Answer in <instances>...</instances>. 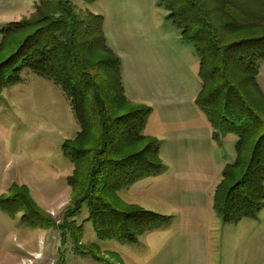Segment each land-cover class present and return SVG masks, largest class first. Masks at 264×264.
Masks as SVG:
<instances>
[{
    "label": "rangeland",
    "instance_id": "374dc122",
    "mask_svg": "<svg viewBox=\"0 0 264 264\" xmlns=\"http://www.w3.org/2000/svg\"><path fill=\"white\" fill-rule=\"evenodd\" d=\"M70 2L81 17L103 16L107 43L122 62L126 96L134 108H152L144 134L160 142L161 175L111 195L110 201L171 221L143 236L139 245L125 247L100 241L93 224L86 223L79 249L72 239L62 240L58 230L30 228L21 221L22 212L12 219L0 207V264H100L92 256L108 264H264V208L254 218L227 224L214 207L223 167L237 158L236 137L215 136L208 122L206 131L185 129L182 136L188 140L179 148L187 144V149L176 148L182 136L174 125L191 119L188 108L197 106L202 81L196 50L182 39L165 7L157 0ZM39 6L40 0H0V64L15 49L8 44L34 29L6 40L3 30L32 21ZM22 79L0 94V199L14 209L16 196L29 195L60 226L74 195L67 181L74 167L62 147L76 138L80 126L60 87L29 70ZM258 82L263 85V78ZM261 109L264 115V105ZM199 133L206 136L200 146L189 140ZM88 216L84 209L77 225Z\"/></svg>",
    "mask_w": 264,
    "mask_h": 264
},
{
    "label": "trees",
    "instance_id": "16d2710c",
    "mask_svg": "<svg viewBox=\"0 0 264 264\" xmlns=\"http://www.w3.org/2000/svg\"><path fill=\"white\" fill-rule=\"evenodd\" d=\"M40 1L32 21L2 32L6 40L34 29L8 44L15 49L0 64V94L22 83L25 70L62 89L80 126L76 138L62 147L74 167L67 180L74 195L60 226L29 195L16 196L14 209L0 199V207L12 219L22 212L21 221L30 228L58 230L62 240L72 239L79 249L86 223L93 224L100 241L139 245L171 218L139 207L121 209L110 197L163 171L159 140L144 134L152 108H134L126 96L122 62L107 43L103 16L81 17L70 0ZM157 1L199 57L202 86L196 107L215 136L238 139L237 158L215 188V211L227 224L254 218L264 208V93L258 82L264 62V0ZM23 202L27 205L19 208ZM84 209L89 216L77 225Z\"/></svg>",
    "mask_w": 264,
    "mask_h": 264
},
{
    "label": "crops",
    "instance_id": "0c3cea01",
    "mask_svg": "<svg viewBox=\"0 0 264 264\" xmlns=\"http://www.w3.org/2000/svg\"><path fill=\"white\" fill-rule=\"evenodd\" d=\"M258 80L260 78H263V85H260L263 93H264V62L261 64V71H260V75L258 76ZM123 83H124V80H123ZM125 87V86H124ZM127 93V92H126ZM189 110V113H191V119H188L186 120H178L176 122V124L174 125V128L176 132H178V135L181 134L182 135H186V130H188V128H193V131L197 132V131H201V129L203 128L205 131L207 130V123L209 122L207 117L205 116V114L196 106H190V108H188ZM210 123V122H209ZM211 125V124H210ZM148 126V125H147ZM147 129V128H146ZM186 129V130H185ZM194 132V134H195ZM184 133V134H183ZM147 136H150V135H147ZM156 135H151L150 137H155ZM236 137V136H235ZM203 138L206 139V136H203L199 133V135H193L192 137H189V140L192 141V143H197L200 145H202V143H204L203 141ZM208 139V137H207ZM188 139H185L183 136L179 139H177V143L178 145L176 146L177 149H187V144H184V146L182 148H179V143H184L186 142ZM236 145H237V142H238V139L236 137ZM206 141V140H205ZM176 143V142H175ZM186 145V146H185ZM235 147V152H236V146ZM199 150V149H197ZM235 157L236 156H232V159L230 158L229 159V163H226L223 167V169L226 167V165L232 163L235 161ZM159 231V230H158ZM154 232V231H153Z\"/></svg>",
    "mask_w": 264,
    "mask_h": 264
}]
</instances>
